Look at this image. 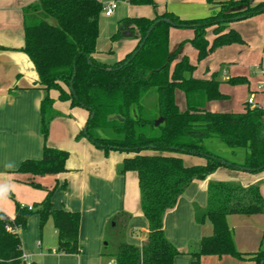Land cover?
Masks as SVG:
<instances>
[{"label": "trees", "instance_id": "obj_1", "mask_svg": "<svg viewBox=\"0 0 264 264\" xmlns=\"http://www.w3.org/2000/svg\"><path fill=\"white\" fill-rule=\"evenodd\" d=\"M126 1L131 5L157 7L154 0ZM207 2L219 7L204 18L185 20L165 11L152 19H122L111 40L117 42L130 37L136 40V45L113 65L94 58L103 11L98 0H38L23 9V52L33 62L39 85L47 94L40 104L42 157L23 161L17 172L34 177L67 171L69 153L49 146L48 139L52 121L70 115L55 108L56 100L51 92L58 93V100L68 103L71 109L86 110L89 113L87 131H81L77 138H87L106 154L110 151L133 154L118 165L117 173L137 174L140 207L148 223V236L137 246L126 240L131 214L120 212L109 221L103 255L113 258L116 264H174L181 252L164 232V217L174 209L190 184L206 180L222 167L252 174L264 171V108L247 103L240 113L209 110L208 103L231 99L221 91L217 74L212 78L194 77L197 66L182 53L185 42L175 52L170 50L172 27L194 29L195 35L188 42L196 49L199 61L205 60L216 48L241 42L238 32L229 29V23L240 16L246 19L264 12V1ZM162 19H168L171 24L161 21L148 34ZM209 28L213 29L212 42L208 39ZM244 82L241 78L228 81L231 85ZM150 90L156 93L151 109L144 105L143 99ZM214 139L230 149L233 156L238 150H244V160L231 161L209 151L207 143ZM181 154L204 157L206 163L187 165ZM66 187V183L62 185V189ZM45 191L37 212L19 203L15 205L13 219L0 211V264H25L21 259L20 232L27 228L33 214H39L41 227L52 219L58 236L56 253L80 254L81 214L55 209L54 189ZM259 214H264L260 183L244 186L209 181L206 206L195 205L194 216L198 224L208 219L213 233L190 243L187 254L193 258L191 264H201V258L206 255H231L261 264L264 238L257 252H240L236 248L234 229L228 222L230 215Z\"/></svg>", "mask_w": 264, "mask_h": 264}, {"label": "crops", "instance_id": "obj_2", "mask_svg": "<svg viewBox=\"0 0 264 264\" xmlns=\"http://www.w3.org/2000/svg\"><path fill=\"white\" fill-rule=\"evenodd\" d=\"M37 1L0 0V211L3 213L8 211L7 213L11 215L10 219H13L15 208L11 211V203L7 197V193L11 189L15 192H24L29 196H37L41 200L46 196L45 189H54L52 203L55 209H65L81 214L79 234L81 252L78 255L58 253L53 255L49 246L43 250L44 234L39 221L41 234L39 235L40 240L37 242V252H33L27 244V234L29 233L26 231L27 228L20 232L22 249L28 255V259L37 263L35 259L39 257L40 264H113L115 260L104 256L103 248L107 245L105 241L106 225L114 215L120 212L132 215L127 227L126 240L137 246H141L148 236V223L140 207L137 174L128 172L125 175H119L117 173L118 165L128 156L114 155V152L106 154L86 139L76 142L78 131L86 126L89 118V113L86 110L81 111L82 113L79 112L76 118H73V111L69 104L60 102L58 93L51 92V97L56 100L55 108L64 115H66L65 112L70 115V117H58L52 121L48 139L49 146L62 150L67 149L68 153L70 151L66 163L67 171L59 175H46V177H32L17 172L23 161L41 159L43 149V139L40 133V104L47 93L39 85L38 73L33 62L23 52L25 47L23 9ZM262 1L264 0H251L252 3ZM171 2L177 1L167 0V4ZM208 6L209 8H202L198 12L196 10L189 12L193 13L190 16L182 15L176 10L169 12H173L185 20L199 19L208 17L219 7V5L212 4ZM163 12L165 11L160 14ZM189 40L191 39L170 46L171 52H175L185 42L182 53L187 55L186 46ZM135 45V39L125 37L117 42L111 40L100 47L98 38L94 58L101 63L113 65L130 53ZM180 99H183L181 95ZM230 100L221 103L226 106L225 104ZM215 102L220 101L208 103L207 108L213 112H228L215 109ZM144 105L149 109L153 107L147 106L145 101ZM63 121L71 123V126L68 123L66 125ZM59 129L62 131L58 132ZM69 131L70 134L72 132L71 140H67L66 136ZM65 141L68 143L66 147ZM205 163L206 161L190 164V166ZM226 173L229 176H226ZM37 180L45 185L40 192L27 186ZM209 181L236 182L244 186L260 183L261 186L264 182V172L252 174L219 168L206 180H196L190 184L174 209L168 211L164 217V232L181 252L175 258L174 264H191L193 258L187 254L190 243L198 242L213 233V226L208 219L203 224H198L194 216L195 205L206 206ZM65 183L67 187L62 189V185ZM33 185L36 187L37 184ZM133 185H137V192L133 190L135 193L133 192L130 196L129 188L133 189ZM21 205L24 206V204ZM259 215L252 216L259 218ZM230 218L231 216L228 217V222L231 225L232 219ZM33 231L38 234V223L36 225L34 223ZM54 232L57 234L56 229ZM246 236L251 243H255L257 240L256 235L251 232ZM263 238L264 234L260 239V245ZM239 241L237 238L235 239L236 244L243 249ZM52 249H56V246ZM258 250L245 253H254Z\"/></svg>", "mask_w": 264, "mask_h": 264}, {"label": "rangeland", "instance_id": "obj_3", "mask_svg": "<svg viewBox=\"0 0 264 264\" xmlns=\"http://www.w3.org/2000/svg\"><path fill=\"white\" fill-rule=\"evenodd\" d=\"M103 5V11L100 14L99 18V42L100 47H103L104 43L107 44L111 41V37L116 34L119 28V22L124 18L131 17H145V18H154L157 13L162 11H172L190 16L196 10L197 12L202 10V8H209L207 0H184L177 2H171L167 4V0H154L157 4V7L154 8L151 5H131L126 0H98ZM116 2V8L114 13L111 16H106L104 7L111 3ZM189 20V19H188ZM54 23V20H51ZM229 29H234L238 32L241 42L234 43L229 46L216 48L205 60L199 61L198 54L196 49L188 43L186 46V53L188 55L189 62L192 65L197 66V69L194 72V76H201L204 78H212L217 74V80L220 81L221 91L229 95L231 100L224 105L221 102H215L214 108L219 111L235 112L240 113L245 110V105L249 103L251 107H263L264 108V12L251 16L249 18L234 21L229 23ZM208 39L210 42L213 41V29L209 28L207 30ZM195 35L194 29L191 28H170V46H175L183 40L192 39ZM125 47V44L123 48ZM175 62H173L172 67ZM226 73V74H224ZM187 77L190 75L187 74ZM231 78H241L245 82L243 84L231 85L228 81ZM144 101L147 106H153L156 102V93L155 90H150L145 96ZM66 106V105H65ZM63 107V106H62ZM69 108L68 106H66ZM73 118H76L77 114L81 111H85L82 108H74ZM76 113V115H75ZM82 113V112H81ZM68 115L67 112H65ZM67 125L68 122L63 121ZM69 124V123H68ZM71 126V123L69 124ZM85 128V127H84ZM82 128L78 131L76 135V142L78 140L87 138H77L78 134L84 130ZM62 130L59 129L58 132ZM63 135V134H62ZM67 140L72 137V132H68ZM69 140V141H70ZM65 147L67 146V141H65ZM75 144V142H74ZM92 144V143H91ZM93 145V144H92ZM95 147V146H94ZM207 149L212 153L219 155L225 159L231 161L240 162L244 160V150H238L235 156L232 155L230 149L224 146L219 140L214 139L213 141L207 143ZM67 151V149H64ZM102 150V149H99ZM69 151V150H68ZM104 153L105 151L102 150ZM114 152V155L118 156H133V154H127L119 151H110ZM109 152V153H110ZM70 153V151H69ZM116 153V154H115ZM145 153H151L145 152ZM184 159L187 165L202 163L206 161L204 157L193 156L181 154L179 155ZM117 157V156H115ZM225 168V167H222ZM228 169V168H225ZM264 172V171H263ZM262 173V172H261ZM130 175V174H129ZM226 176L227 175L226 173ZM46 177V175H45ZM54 179V178H53ZM33 184L39 185L35 187ZM29 186L36 192H40L45 185L37 180L34 183H30ZM133 189L129 188V195L131 196L134 191L137 192V185H133ZM134 190V191H133ZM261 195L264 198V182L260 186ZM135 193V192H134ZM139 194V189H138ZM7 197L11 203V211L14 210L16 203L24 204V206H33L35 212L38 211V204L42 201L38 199L37 196L28 195L24 192L9 190ZM8 212V211H7ZM7 212H4L8 218H11ZM115 216V215H114ZM232 219L231 225L235 231V239L240 240L242 248L236 244V248L240 252H250L256 251L260 245V239L264 234V214L259 215V218H254L255 216H239V215H230ZM38 219V220H37ZM39 214H33L27 224V244L32 248L33 252L38 251L37 242L40 240L39 235L41 230L39 227ZM33 220V221H32ZM32 221V222H31ZM38 223V234L34 233L33 227ZM107 227V225H106ZM43 229V250H46L48 247L51 249V253L56 254V249H52L58 244V236L55 234V229L52 219H48ZM33 231V232H32ZM253 233L256 235L255 243H251L247 240L248 233ZM37 238V239H36ZM236 243V242H235ZM251 248V249H250ZM204 257V258H203ZM201 258V264H256L252 260H243L233 257L231 255H223L219 257L217 255H206ZM35 261L37 264H40L41 261L39 257H36Z\"/></svg>", "mask_w": 264, "mask_h": 264}, {"label": "built area", "instance_id": "obj_4", "mask_svg": "<svg viewBox=\"0 0 264 264\" xmlns=\"http://www.w3.org/2000/svg\"><path fill=\"white\" fill-rule=\"evenodd\" d=\"M116 5H117L116 2L113 1L104 7L106 16H111L114 13ZM27 208H28V210H34L33 206H27ZM21 259L24 261L25 264H32L33 263L32 261H30L28 259V255L24 252L22 254Z\"/></svg>", "mask_w": 264, "mask_h": 264}, {"label": "water", "instance_id": "obj_5", "mask_svg": "<svg viewBox=\"0 0 264 264\" xmlns=\"http://www.w3.org/2000/svg\"><path fill=\"white\" fill-rule=\"evenodd\" d=\"M242 19H244V16H240V17L237 18V20H242ZM161 21H164V22H167V23H170V24H171V22H170L168 19H162V20H159V21H157V22H156V23L150 28V30L148 31V34L152 31V29L154 28V26H155L157 23L161 22ZM144 43H145V40H144V42L142 43L141 47L143 46ZM83 131H84V132L87 131V126H85V128H84ZM113 264H116V262L114 261ZM261 264H264V260L262 261Z\"/></svg>", "mask_w": 264, "mask_h": 264}]
</instances>
